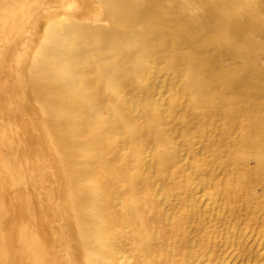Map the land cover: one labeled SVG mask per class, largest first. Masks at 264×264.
<instances>
[{"label":"bare ground","instance_id":"obj_1","mask_svg":"<svg viewBox=\"0 0 264 264\" xmlns=\"http://www.w3.org/2000/svg\"><path fill=\"white\" fill-rule=\"evenodd\" d=\"M261 209L264 0H0V264H248Z\"/></svg>","mask_w":264,"mask_h":264},{"label":"rangeland","instance_id":"obj_2","mask_svg":"<svg viewBox=\"0 0 264 264\" xmlns=\"http://www.w3.org/2000/svg\"><path fill=\"white\" fill-rule=\"evenodd\" d=\"M216 210V209H215ZM221 212H224L225 213V211L226 210H222V209H219ZM217 211V210H216ZM216 211H214V213H213V215H217V212ZM220 211H218V213H221ZM262 212L264 213V209L262 210H260L259 211V215H263L262 214ZM216 221H214V219H213V224H215V223H220V221L218 220V219H215ZM212 222H211V225H213L212 224ZM210 224V223H209ZM242 226H244V225H242ZM250 227H248V229H246V232L247 233H249V231H250V229H249ZM230 231H233V230H231L230 229ZM264 234L263 233H261L260 234V237L259 238H262V241H264ZM214 236H217V235H214ZM220 237H221V239H220ZM220 237H216V238H213L211 241L212 242H215V243H217L218 245H224L223 247H224V255H226V256H229L230 258H233L234 256H235V254L236 253H238V249L235 247V246H232L231 244H232V241H235L236 239H235V237L234 236H226V235H224V236H220ZM256 237H258V235H256ZM226 239V240H225ZM252 240H254V239H252ZM252 240H251V242H252ZM259 240V239H258ZM261 240V239H260ZM250 242V241H249ZM247 243L249 246L252 244L255 248H256V246H257V248L255 249L253 246H251V247H253L254 248V250H256L255 252H253L252 254H254L253 256H255V255H257L258 257L259 256H262V258L264 259V256L262 255V254H259L257 251H259V252H264V249H263V247L264 246H261V247H259V245L257 244L258 243V241H253L251 244L250 243ZM257 242V243H256ZM254 243H256V245L254 244ZM214 244V243H213ZM248 245H246L247 247H249ZM235 247V248H234ZM217 249L219 248V247H216ZM259 248V249H258ZM261 248V249H260ZM263 249V250H262ZM244 255V257H245V253L243 254ZM235 257H238V256H235ZM237 260L238 259H241V257L239 256L238 258H236ZM256 260V261H253V260H249V263L248 264H252V263H254V264H264L263 262H264V260ZM240 261V260H239ZM252 262V263H251ZM203 264H207V261H206V259H204L203 260Z\"/></svg>","mask_w":264,"mask_h":264}]
</instances>
